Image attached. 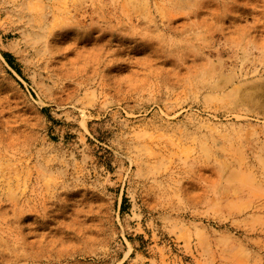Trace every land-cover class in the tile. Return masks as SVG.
I'll use <instances>...</instances> for the list:
<instances>
[{"label":"rangeland","instance_id":"1","mask_svg":"<svg viewBox=\"0 0 264 264\" xmlns=\"http://www.w3.org/2000/svg\"><path fill=\"white\" fill-rule=\"evenodd\" d=\"M0 264H264V0H0Z\"/></svg>","mask_w":264,"mask_h":264},{"label":"bare ground","instance_id":"2","mask_svg":"<svg viewBox=\"0 0 264 264\" xmlns=\"http://www.w3.org/2000/svg\"><path fill=\"white\" fill-rule=\"evenodd\" d=\"M53 8V7H52ZM53 11V9H52ZM109 12V11H108ZM54 13V11H53ZM20 18H24L25 19V22H26V25L27 26V29H28V32L30 35L33 36V42L31 45L35 46L36 47V38L38 39L40 36H43V35H46V21L44 20V18L47 16L46 13L42 14L41 17H31L30 15L26 14V13H23L21 12L20 13ZM23 22V21H22ZM24 23V22H23ZM25 24V23H24ZM23 24V25H24ZM23 26V27H25ZM23 31V30H22ZM27 33V32H26ZM44 39V38H43ZM43 41V40H42ZM43 43V42H42ZM32 47V46H31ZM36 49V48H35ZM41 49V48H40ZM39 50V49H38Z\"/></svg>","mask_w":264,"mask_h":264}]
</instances>
